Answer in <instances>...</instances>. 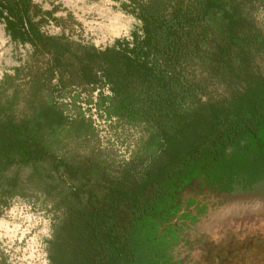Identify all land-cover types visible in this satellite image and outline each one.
<instances>
[{
	"label": "trees",
	"instance_id": "obj_1",
	"mask_svg": "<svg viewBox=\"0 0 264 264\" xmlns=\"http://www.w3.org/2000/svg\"><path fill=\"white\" fill-rule=\"evenodd\" d=\"M242 2L120 0L136 22L96 45L43 31L51 15L33 0H0L3 32L27 43L0 70V200L27 186L50 198L44 264H264V212L197 225L200 203L177 195L197 175L224 190L234 174L247 183L264 172V67L247 65L264 36ZM214 80L225 86L203 93ZM78 89L144 132L147 149L115 164L54 151L51 136L67 121L58 96L71 102ZM224 226L240 242L218 254L208 246ZM181 233L184 256L173 257Z\"/></svg>",
	"mask_w": 264,
	"mask_h": 264
},
{
	"label": "rangeland",
	"instance_id": "obj_2",
	"mask_svg": "<svg viewBox=\"0 0 264 264\" xmlns=\"http://www.w3.org/2000/svg\"><path fill=\"white\" fill-rule=\"evenodd\" d=\"M33 1L39 8H47L51 15L38 24L43 31H60L69 38L96 45L108 42L114 35H125L136 22L130 13L120 7V0ZM242 4L254 35L264 36V0H243ZM26 47V42L9 39L0 24V70L18 61ZM247 57V65L251 70L260 71L264 67L263 47L249 49ZM224 86V83L214 80L203 85L202 90L203 93H211ZM91 90L78 89L71 102L67 101L66 95L58 96L65 104L67 121L51 136L53 139L50 145L53 150L59 153L94 152L115 164L127 159L132 153L147 149L143 144L146 134L139 133L132 125L115 121L112 115L101 123L92 122L86 116L78 100L92 99L94 92L91 95ZM177 195L181 201L184 200L182 196L188 195L197 199H190L191 202L200 203L201 209L195 216L197 225L228 216L242 217L255 210L264 212V172L247 183H242L234 174L229 187L224 190L202 181L200 175H197L181 184L177 188ZM52 214L50 198L28 186L24 188L23 194H10L4 198V203L0 200V264H44L43 240ZM223 228L222 231L217 228L212 233L208 246L209 250L218 254L231 252L233 246L240 242L238 234L231 235L228 226ZM182 231L186 233L187 239L196 232L194 228ZM181 237L182 233L178 240L169 245L173 257L175 254L178 257L184 256V240ZM257 240L264 245V237ZM186 264L195 263L189 260Z\"/></svg>",
	"mask_w": 264,
	"mask_h": 264
},
{
	"label": "built area",
	"instance_id": "obj_3",
	"mask_svg": "<svg viewBox=\"0 0 264 264\" xmlns=\"http://www.w3.org/2000/svg\"><path fill=\"white\" fill-rule=\"evenodd\" d=\"M100 88L104 91L106 90V88L103 84L100 85ZM90 93L92 95L93 89L91 90ZM91 98H92V96H91ZM91 101H92V99H88L86 101L78 100V103H79L80 107L84 108V113L86 114V116H88L90 118V120L92 122L101 123L103 121H106L108 119V117H111V115H107V116L105 115L104 116L101 112L99 113V111L94 108V105L92 104Z\"/></svg>",
	"mask_w": 264,
	"mask_h": 264
},
{
	"label": "flooded vegetation",
	"instance_id": "obj_4",
	"mask_svg": "<svg viewBox=\"0 0 264 264\" xmlns=\"http://www.w3.org/2000/svg\"><path fill=\"white\" fill-rule=\"evenodd\" d=\"M187 197H188V195H186V196H182L181 198L186 199ZM188 198H189V199H192V200H194V201L197 200V199H193L191 196H189Z\"/></svg>",
	"mask_w": 264,
	"mask_h": 264
}]
</instances>
